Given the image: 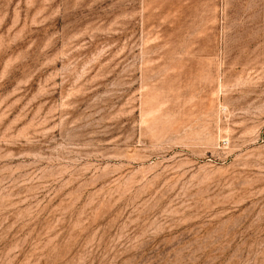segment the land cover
Instances as JSON below:
<instances>
[{"label":"rangeland","instance_id":"rangeland-1","mask_svg":"<svg viewBox=\"0 0 264 264\" xmlns=\"http://www.w3.org/2000/svg\"><path fill=\"white\" fill-rule=\"evenodd\" d=\"M0 264H264V0H0Z\"/></svg>","mask_w":264,"mask_h":264}]
</instances>
